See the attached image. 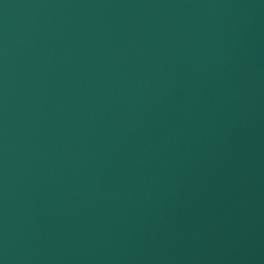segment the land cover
Instances as JSON below:
<instances>
[{
  "label": "water",
  "instance_id": "obj_1",
  "mask_svg": "<svg viewBox=\"0 0 264 264\" xmlns=\"http://www.w3.org/2000/svg\"><path fill=\"white\" fill-rule=\"evenodd\" d=\"M0 264H264V0H0Z\"/></svg>",
  "mask_w": 264,
  "mask_h": 264
}]
</instances>
